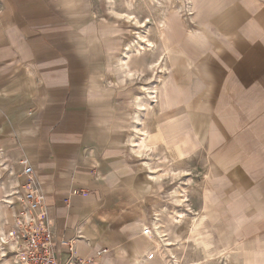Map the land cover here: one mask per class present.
Segmentation results:
<instances>
[{"label": "crops", "instance_id": "0c3cea01", "mask_svg": "<svg viewBox=\"0 0 264 264\" xmlns=\"http://www.w3.org/2000/svg\"><path fill=\"white\" fill-rule=\"evenodd\" d=\"M84 5L79 0H0V158L17 172V191L26 182L21 175L22 161L31 166L32 178L44 195L43 206L53 227L58 259H66L65 248L59 244L64 239L74 244L77 256L91 257L93 264H130L140 252L143 196L133 190L125 179L127 175L121 172L120 152L127 139L126 115L102 99L105 97L99 89H104L107 73L114 76L112 80L106 79L107 83L120 86V77L124 75L119 76L111 63L105 64L102 73L94 78L82 72L75 57L72 23L77 13L85 14ZM238 9L233 0H194L193 23L197 27L191 29L179 17L164 50L167 85L157 109L167 121L158 129L151 126L150 133L157 147L175 151L179 163L207 145L205 154L215 174L216 214L225 217L228 236L238 241L236 244L247 243L238 239L243 238L239 230L248 227L251 220L261 218L259 233L250 237L254 238V245L264 250V202L257 207L237 205L233 195L219 191L225 167L212 149L218 132L208 119L205 126L191 122L188 92L181 89L173 75L187 71L191 60L188 45L202 54L207 47L219 50V46L231 42L236 23L249 20ZM189 29L199 35H193ZM111 33L106 30L86 37L85 48L89 50L100 43V37ZM112 49L110 42L101 46L102 52ZM246 56L251 58L250 54ZM240 60L224 59L222 68L215 67V78L210 74L215 79V93H220L216 89L219 69L226 74L228 83L235 82L238 70L243 80L238 88L253 89L250 72L243 67L244 63H238ZM204 72L199 75L208 82L209 73ZM205 130L207 141L202 144ZM130 135L127 149L136 157L130 150ZM145 173L147 182L143 189L153 184Z\"/></svg>", "mask_w": 264, "mask_h": 264}, {"label": "rangeland", "instance_id": "374dc122", "mask_svg": "<svg viewBox=\"0 0 264 264\" xmlns=\"http://www.w3.org/2000/svg\"><path fill=\"white\" fill-rule=\"evenodd\" d=\"M79 1L85 3V14L77 13L72 26L75 31V57L83 68L82 72L86 76L94 78L93 76L102 73L105 64L111 63V68L115 66V70L120 72L119 76H121L122 70L118 69L117 57L124 45L135 40L137 32L143 30L148 31L150 40H154L155 32L150 23L145 22V27H136L118 17L117 14L130 12L137 17L138 21H144L150 14L146 0H133L134 5L130 7L131 10L126 6L127 0ZM176 4L174 5L176 6ZM233 4L239 8V11L244 12L249 20L236 23L233 27L236 34L231 42L222 44L219 46V50H215L213 46L207 47V50L202 54H199V50L188 45V58L191 60H189L187 71H180L173 75L181 89L188 92L186 97L190 102L191 108L188 111L191 122L195 125L201 123L205 126L204 122L208 119L214 123L213 125L218 132V138L212 142L215 143V148L212 147V149L215 150V157L220 158L225 167L224 170L220 169L223 172L220 175L222 182L219 184L221 187L219 191L228 196L233 195V201L237 205L250 204L252 207H257L264 202V0H233ZM191 7L194 9V0ZM182 8V11L179 9L181 19L187 22L191 29L197 27L196 23H193L196 19L195 11H193V16L189 15L191 10L186 0L182 3ZM191 17L193 20L190 19ZM191 29H189L190 33L199 35L196 30L192 31ZM106 30L112 31V33L106 37H100V43H96L89 50L85 48L86 37H95L96 34L104 33ZM106 42H110L113 46L109 53L101 50V46H104ZM163 54L161 45L159 46L158 43L156 52H145L139 58L131 57L132 59L128 62V65L130 64L128 69L132 72L131 78L120 77L122 86L115 82L108 84L106 79L112 80L114 77L109 72L102 84L105 85L104 89L99 88L102 92L101 96L105 97L102 99L108 100L113 108L119 107L126 115L127 139L120 152V162L123 169L121 172L127 175L125 179L133 190L143 196L140 200V223L142 224L140 225L141 236L139 241L145 244L150 252L148 256H144L142 264H264V250L260 249L258 245H254V238L250 237L259 233L261 218L251 220L248 227L239 230V236L243 238L238 237V239L249 243V245L247 243L236 244L238 241H234L228 236L229 229L225 217L218 216L215 212V191L213 188L215 174L212 173L211 160L205 154L204 148L207 145L204 148H197L187 159L174 165L175 168L186 171L185 174L181 173L175 178L166 175L160 179L162 182L159 181L157 186L152 182L153 184L148 188H142L143 183L147 182L144 162L155 168L156 172H162L172 167L170 163L168 164L167 159L166 161L163 159L167 154L162 152L159 146L148 156L139 158L130 154L126 145L132 131L131 124L134 123L132 99L142 93L141 86L149 87L158 83V75L161 74L159 69H155L152 73L147 70V65L158 64L159 60H163V64H161L165 69V54ZM249 54L251 58L248 59L246 55ZM111 57H114V60ZM234 58H241L238 63H244L245 66L243 67L250 72L248 77L251 78L253 89L249 91V89L238 88L239 84L243 82L238 70L236 71L235 82L228 83L226 74L222 69H219L218 87L216 89L220 93H215V79L213 81L211 73L215 78V70H218L215 67L222 68L224 59L231 60ZM199 64H201L200 67ZM196 68H199L197 72L201 71L200 75L205 73L204 71L209 73V79H206L208 82H204L205 80L196 72ZM138 70L141 73H138ZM171 70L173 71L172 67ZM133 71H136V74ZM164 72L166 73V71ZM259 73L260 76H258ZM165 86L160 91V103L164 96ZM88 91L89 89H87V93ZM125 92H128L127 96L124 95ZM88 99L93 101L90 97ZM179 100H182V104V96L179 97ZM154 109L157 111V108ZM140 117L142 120L141 128L144 125L143 129L151 130V125H149L151 116L146 111H141ZM206 135L205 130L202 144L207 141ZM5 162L0 158V232L8 236L7 229L13 222L14 209L18 207L17 199L20 188L18 187V192L16 188L17 182L19 183L17 172L7 160ZM180 186L184 189L187 197L183 204L177 206L174 204L170 193L174 189H179ZM222 196L224 198V195ZM6 200H10V203H4ZM176 212H183L187 215L186 221L182 225L171 223V217L175 216ZM200 212H202L203 219L200 222L199 231L194 232L187 240V222L197 217ZM224 214L227 215L228 213L224 211ZM156 215H158L159 225L164 231L163 239L169 240L164 243L162 238H158L164 245V249L160 242L157 248L154 247L153 241L145 239L146 235L142 236L143 229L147 228L149 230L147 236L151 237L152 233L156 237L152 230V221L156 220ZM174 233L184 239L181 242L175 240L173 238ZM195 240L200 245H195ZM220 250H224L228 254L227 261L223 256L216 254ZM7 258L11 264V257L8 254ZM136 259L130 264H137Z\"/></svg>", "mask_w": 264, "mask_h": 264}, {"label": "bare ground", "instance_id": "6f19581e", "mask_svg": "<svg viewBox=\"0 0 264 264\" xmlns=\"http://www.w3.org/2000/svg\"><path fill=\"white\" fill-rule=\"evenodd\" d=\"M109 1L111 2L112 0H109ZM186 1L189 3V9L191 10V13L189 15L193 16L194 9L193 7H191L193 6V0H186ZM183 2L184 0H146V4H147L146 6H147V9H149L150 14L144 21H138L137 17L134 16L130 12H124L121 14H117L118 17H121L122 19L126 20V22L136 27H140V26L145 27L146 26L144 24L145 22L148 24L150 23L154 27V32H155L154 40H150L148 38L149 36L147 33L148 31L143 30L142 32H137L135 40L124 45L120 55L117 57L118 69L122 70L121 74L124 75L123 76L124 78L129 79L132 77V74H131L132 72H130V69H128V67L130 66V64L128 65V62L130 61V59H132L133 57L139 58V56L144 54L145 52L147 53L156 52L159 40L162 45L161 52H164V50L167 49L170 43L168 34L172 33L171 31L174 30L176 25H178L179 23V17H180L179 9L182 11ZM175 3H177L176 6L174 5ZM132 5H134V1L127 0L126 6L130 8ZM190 19L193 20V17H191ZM162 61L159 60L158 64L153 63L152 65H148L149 66L148 70L150 69L152 73L155 71V69H159V73L161 74L158 75V79H159L158 83L154 85H150L149 87L141 86L140 89L142 93L140 95L134 96L132 99V105L134 106V112L132 113L133 114L132 119L134 120V123L131 126L132 132L129 138V143H130V150L136 157L148 156L151 152L157 149V146L152 141V135L150 133V130H146L147 129L146 127H145L146 129H143L144 125L141 128V123H142V120L140 117L141 111H146V113H148L151 116L150 117L151 122L149 123V125L153 126L156 129L161 127L164 124V122L167 121V118L163 119L164 113H162V111H159V110L156 111L154 109V108L158 109L160 107V91L166 85V80H167L165 76V72H164L166 70L164 69V66L162 65L163 64ZM138 71H139L138 73H141L140 70ZM151 103H154V105H151ZM163 151L167 154V156H164L163 159H165V161L167 159L168 164L170 163V165L172 166L168 168L167 170H163L162 172H156L154 170L155 168H153L147 162H144V166L148 174V178L156 186L159 184V181L163 176L170 175L172 178L173 177L175 178L179 176L181 173L185 174L186 172V171L184 172L182 169L174 167V165L179 162V159L175 151L172 148H166L165 150H162V152ZM178 188L179 189L172 190L170 195H171V198L174 204L177 206H180L181 204H183V202L186 201L187 196L185 195L184 189L181 186ZM8 202L10 203V200L9 201L6 200V202L4 203H8ZM18 207H19V204H18ZM186 217L187 215H185L183 212H179V213L176 212V215L171 217V223L176 224V225L177 224L182 225L183 223H185ZM155 219H156L155 221H152V230L157 238L154 237L152 233H151L152 238L150 236H145V235L143 236H145L146 240L153 241L154 247L156 246L158 248L160 243L162 244V242H160L158 238H162V241L164 243H167L169 240L163 239L164 231L159 225L160 222L158 220V215L155 216ZM202 219H203L202 212H200L197 215V217L187 222V228H186V232L188 235L187 240H189V238L194 232L199 231L198 228L201 225L200 222ZM140 235H141V232H140ZM173 238L175 240H179L180 242L184 239V238H181L177 233L173 234ZM194 244L197 246L198 244L200 245V243L196 240L194 241ZM182 245L184 244L182 243ZM10 247H12V244L9 243L8 236L0 232V264H9V259L7 258V254L5 253H6V250L9 249ZM139 249H140V252H138L139 257L136 259L137 261L136 263L142 264L144 262V256L149 255L150 249L147 246H145V244H143L141 241H139ZM163 249H164V245H163ZM216 254L218 256H223L226 261L229 258L228 254L224 252V250H220Z\"/></svg>", "mask_w": 264, "mask_h": 264}, {"label": "built area", "instance_id": "2783aa9c", "mask_svg": "<svg viewBox=\"0 0 264 264\" xmlns=\"http://www.w3.org/2000/svg\"><path fill=\"white\" fill-rule=\"evenodd\" d=\"M22 162L21 175L26 182L19 186L23 189L18 194L19 207L14 209L13 222L7 229L12 247L5 254L11 257V264H93L91 257L77 256L74 244L64 239L59 244L65 248L66 259H58L53 227L43 206L44 195L32 178L31 166ZM142 234L147 236L149 230L143 229Z\"/></svg>", "mask_w": 264, "mask_h": 264}]
</instances>
